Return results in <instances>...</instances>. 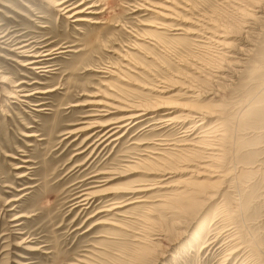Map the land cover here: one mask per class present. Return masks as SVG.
<instances>
[{
	"label": "rangeland",
	"instance_id": "1",
	"mask_svg": "<svg viewBox=\"0 0 264 264\" xmlns=\"http://www.w3.org/2000/svg\"><path fill=\"white\" fill-rule=\"evenodd\" d=\"M245 10L261 15L253 28ZM211 32L241 60L221 61ZM190 86L212 93L193 100ZM162 95L118 140L104 136L128 104ZM109 100L108 114L93 103ZM194 107L215 113L203 130L183 116ZM215 122L214 172L186 149ZM161 180L168 190L125 192ZM193 188V200H156ZM230 243L243 247L229 256ZM222 261L264 264V0H0V264Z\"/></svg>",
	"mask_w": 264,
	"mask_h": 264
},
{
	"label": "bare ground",
	"instance_id": "2",
	"mask_svg": "<svg viewBox=\"0 0 264 264\" xmlns=\"http://www.w3.org/2000/svg\"><path fill=\"white\" fill-rule=\"evenodd\" d=\"M45 1H49V0H45ZM62 1V0H61ZM64 2V1H63ZM52 3V2H51ZM59 4H61L60 2H59ZM75 6V5H74ZM79 6V5H78ZM65 7V6H64ZM73 7V6H72ZM72 7L71 8H63V13H68L69 15L67 16L66 15V17H68V18H75V16L77 15V14H79L81 11H74V12H72L73 11V9H72ZM77 7V6H76ZM62 8V7H61ZM73 8H75V7H73ZM263 9V8H262ZM58 10H60V9H58ZM76 10V9H75ZM261 10V9H260ZM246 11V10H245ZM243 12L242 14H243V16H244V21H245V23H247V26H249L250 28H253V24H255V22L259 19V18H261V15L260 16H257V15H255V14H252V13H250V12H248V11H246V12ZM72 12V13H71ZM258 12H260V11H258ZM71 13V14H70ZM74 21H78V20H80L79 18H75V19H73ZM86 20H88V19H86ZM246 26V27H247ZM162 27V26H161ZM160 27V28H161ZM163 28V27H162ZM257 29V28H256ZM210 32V31H209ZM208 33V32H207ZM213 32H211V34H212ZM205 35L206 36V38L210 41V42H212V43H216L217 45H219V46H221L222 48H220V50H223V51H221L220 53H218V57L221 59V61H225V62H227V63H229V64H231L232 62V59H234V58H240V60H241V58L242 57H235V55H233V54H229V52H230V47H228L227 45H225L224 44V42L223 41H220V40H218L217 38H215L217 35H215L214 33V35L212 36V35ZM4 36V35H3ZM3 36H1V37H3ZM219 36V35H218ZM221 37V36H220ZM28 44V43H27ZM27 44H25V45H27ZM21 48V47H20ZM35 48V47H34ZM33 48V49H34ZM233 50V49H232ZM244 50H246L245 48H244ZM23 51H24V49H23ZM243 51V50H242ZM247 51H249V50H247ZM47 52V51H46ZM46 52H44V53H46ZM49 53H47V54H45L44 55V53L41 55V54H35V53H33V54H35V55H27V56H33V58H32V60H30V61H28L27 62V64H29V65H35V64H38L39 62H43V60H46L47 59V57H46V59H40L39 57L40 56H48V55H50V51H48ZM52 52V51H51ZM55 52V51H54ZM219 52V51H218ZM244 52V51H243ZM56 53V52H55ZM230 53H232V52H230ZM239 54H242V52H238ZM28 54V53H27ZM244 54H246V51L244 52ZM248 54V53H247ZM22 55V54H21ZM243 55V54H242ZM55 57V56H54ZM49 58H51V57H48V59ZM34 59V60H33ZM50 60V59H49ZM237 60V59H236ZM245 60V59H244ZM239 61V60H238ZM238 61H236L237 63H238ZM220 62V61H219ZM235 62V61H234ZM233 63V64H236V66H241V65H238L237 63ZM226 63V64H227ZM244 64V63H243ZM24 65H25V63H24ZM36 67V66H35ZM45 67V66H44ZM47 67V66H46ZM110 67V66H109ZM108 67V68H109ZM32 68V67H31ZM38 68V67H37ZM40 68V67H39ZM107 68V67H106ZM113 68V67H112ZM109 69H111V68H109ZM115 69V68H114ZM117 69V68H116ZM218 70V72L220 71V67L217 69ZM102 71V70H101ZM104 71V70H103ZM108 71V70H107ZM106 71V72H107ZM113 71H115L116 72V70H113ZM112 71V72H113ZM107 75H110V73L109 74H107ZM112 76V75H111ZM215 76V75H214ZM217 76V75H216ZM221 76V75H220ZM225 76V75H224ZM236 80V79H235ZM166 83V82H165ZM163 84V83H162ZM169 84V83H168ZM160 85V84H159ZM161 86V85H160ZM159 86V87H160ZM124 88V87H123ZM159 89V88H158ZM15 90V89H14ZM125 90V89H124ZM166 90H168V86H161V90H159V92L160 93H162V92H167ZM17 91V90H16ZM19 91V90H18ZM203 92H204V94H202V90H199V89H196V88H193V87H185V91H184V93H185V95L186 96H188L189 98H191V99H193V100H200V99H203L202 97H204V96H206V94H209V93H207V91H205V90H203ZM13 93V92H12ZM15 93V92H14ZM212 93V92H211ZM210 93V94H211ZM16 95V94H15ZM154 96V95H153ZM163 96V95H162ZM15 98V97H14ZM151 98V97H150ZM155 97H153V99H154ZM160 100V102H158V101H154V102H152V101H150V102H152V104H149V105H144V104H140V105H131V104H128L127 105V108H124L125 109V111L126 112H128L129 114L127 115V116H125V117H123V118H120V119H117V120H114V121H112V122H110V123H107V125L109 124V129L108 130H106V132H104L103 134H104V136H106V138L108 139H110L111 137H114L117 133H119V131L120 130H123V129H125V128H131L133 125H136L139 121L137 120L138 118H140L141 116H143V115H145L146 113L148 114V112L149 111H155L156 109H159L161 106H166L164 103H166L167 102V97H158ZM113 99V98H112ZM157 99V98H156ZM116 101H118V100H116ZM120 101V100H119ZM110 102V100L107 102H96V101H94L93 103L94 104H96V105H99V106H101V107H104V108H102L101 110H99V111H105V113H109V112H111L109 109L110 108H119L118 106H114V104H112V103H109ZM125 104H127V103H125ZM161 104V105H160ZM199 104H201V103H199ZM169 105H170V103H169ZM173 106V105H172ZM155 107V108H154ZM191 107V106H190ZM100 108V107H99ZM186 108V107H185ZM200 108H189L188 109V112L187 113H185L183 116L188 120V119H190V120H198V123L194 126L195 128H200V129H205L204 127L206 126V123H208V122H212L211 121V117H213V116H215V113H213V111L210 109V108H204L203 110H199ZM119 110V109H118ZM113 111V110H112ZM95 114V113H94ZM184 119V118H183ZM182 119V120H183ZM144 120V119H143ZM167 120H169V119H167ZM166 120V121H167ZM174 120V119H173ZM142 121V120H141ZM175 121H177V120H175ZM174 122V121H173ZM189 122V121H188ZM94 123V122H93ZM209 124V123H208ZM220 124H221V122H215V123H213V124H211L210 125V129H209V132L204 136L203 134H204V132H205V130L203 131V134H202V132H201V135H199V137L197 138V136L195 137V139H193L192 140V143L193 142H198L200 139H201V141H199L200 143L198 144V143H196V144H198V145H196V144H192V150L191 149H186V151H188L189 153H201V155H202V157L204 158V161H208V163H205L204 165H202V166H204L205 168L206 167H211L212 169H210V170H212V171H216V169H218L217 167L218 166H215L214 165V159H217L218 157H222V155L220 154V153H208L207 152V150H210V149H212V150H218V151H222V148H221V146H220V143H219V141L220 140H222V137H223V133H221L220 135L217 133V127H219L220 126ZM89 125V124H88ZM91 125V124H90ZM105 126V125H104ZM90 128V127H89ZM194 128V129H195ZM192 129V128H191ZM187 131H189V130H187ZM194 131V130H193ZM192 132V131H191ZM200 132V131H199ZM187 134V133H186ZM186 134H184V135H186ZM212 134V135H211ZM223 134V135H222ZM209 135H211V138H208L209 137ZM119 137H121V135L120 136H117V137H114L113 139H111V140H118L119 139ZM200 137H202V138H200ZM105 139V138H104ZM108 139V140H109ZM197 139V140H196ZM180 142V141H179ZM178 143V142H177ZM185 143V144H184ZM178 146V145H177ZM179 146L181 147V148H187V147H189V146H186V142H183V144H180L179 143ZM191 147V146H190ZM201 149H202V151H201ZM183 150H185V149H183ZM213 156V157H212ZM221 157L220 158H218L219 160L221 159ZM144 161V160H143ZM201 168V167H200ZM201 174H203V173H201ZM213 174H215V173H213ZM229 175V173L228 172H225V173H223V172H221V175H217L218 177H220V181H223L222 179H225L228 175ZM199 176V175H198ZM209 176V175H208ZM215 175H210L209 176V179L210 178H213ZM207 180V181H205V180H199V179H188V182L193 186V187H195L196 188V186L195 185H198V186H200V185H202V184H204V183H206V182H211V180ZM164 181L163 180H161V181H157V182H155V183H143V182H141V183H139V184H136V185H131V186H128L127 187V189H125V192H127V193H136V192H146L147 190H153L154 188H156V190H168L169 188H170V183L167 185V184H165V182L163 183ZM161 183H163V184H161ZM159 188V189H158ZM195 188H193V190H190V191H181V192H167V193H165L164 191V193L165 194H163V195H160V197L161 198H158V199H156V200H159V201H161V202H163L164 204L163 205H165V207L166 206H168V205H171V203H173L172 202V200H176V199H178V201L180 200V202H181V200L182 199H189V200H193V198H194V196H196V194H197V192H196V190H195ZM170 190H172V189H170ZM173 190H175V189H173ZM120 192V191H119ZM161 192V191H160ZM92 193V192H91ZM91 193H87V195H86V197L84 198V199H82V201L84 202V203H82V204H88L89 202H90V200H92V197L93 196H89V194H91ZM162 193V192H161ZM93 195V194H92ZM89 196V197H88ZM181 198V199H180ZM146 201H148L146 198H145V195H139V196H133V197H128V199L126 200V201H124L125 202V205L126 204H131V203H139V202H146ZM124 205V204H123ZM122 204L121 205H113V207H112V209H116V208H120V207H122L123 206ZM88 207V206H87ZM108 210V209H107ZM111 209H109L108 211H110ZM226 218V217H225ZM227 220V219H226ZM228 222V221H227ZM223 228V227H222ZM225 229H227V228H225ZM219 231V230H218ZM225 231V230H224ZM221 232V231H220ZM235 232V231H234ZM225 233H227V235H226V237H228V238H230L229 240L230 241H232V243H234V244H237L238 243V241H240V239L237 241L236 239H237V237H235L234 235H237V234H233L231 231H230V229H227L226 231H225ZM223 234V233H222ZM221 236V235H220ZM222 236H224V235H222ZM238 236V235H237ZM219 237V236H218ZM217 237V238H218ZM217 238H216V240H217ZM220 238V237H219ZM239 238V237H238ZM160 239H162V238H160ZM215 240V239H214ZM211 242V241H210ZM226 242V241H225ZM227 242H228V240H227ZM214 243V242H213ZM231 244V243H230ZM232 245V244H231ZM232 246H234V245H232ZM238 246H239V243H238ZM241 247H243V245H240ZM220 247V246H219ZM241 247H236V245L234 246V247H232V250H231V252H229L228 253V255L229 256H231V255H235V253L236 252H238L239 251V249L241 248ZM220 248H222V247H220ZM231 248V247H230ZM203 250V249H202ZM247 250V249H246ZM228 251H229V249H228ZM244 252V251H243ZM249 255H251V256H253V254H250L249 253ZM228 257V256H227ZM248 257V256H247ZM246 257V258H247ZM258 257V256H257ZM225 258V257H224ZM251 258H253V257H251ZM250 258V259H251ZM255 259V258H254ZM226 260V259H225ZM224 261V260H223ZM223 261H222V263L221 264H223ZM243 261V260H242ZM255 261V260H254ZM247 261H245V263H246ZM243 263V262H242ZM254 263V262H253Z\"/></svg>",
	"mask_w": 264,
	"mask_h": 264
}]
</instances>
